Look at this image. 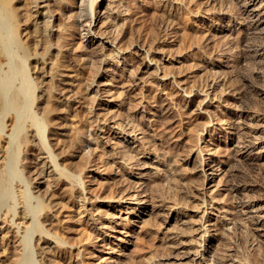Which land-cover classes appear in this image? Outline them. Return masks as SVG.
I'll list each match as a JSON object with an SVG mask.
<instances>
[{
    "label": "rangeland",
    "instance_id": "obj_1",
    "mask_svg": "<svg viewBox=\"0 0 264 264\" xmlns=\"http://www.w3.org/2000/svg\"><path fill=\"white\" fill-rule=\"evenodd\" d=\"M248 1L250 0H236L237 6H234L235 4L230 0H212L207 13H205L198 7L193 8L194 0H102L104 5L96 10L99 19L93 27V31L83 32L77 36L65 34L64 37H68L66 39L70 38L76 41L75 50L80 54L87 55V53L97 52L103 54L101 65L95 71V76L88 79L83 86L77 83L76 86H70L73 88V91L69 93L71 100L75 99L69 108L70 110L67 109L69 111L61 110L65 105L60 100L55 101L57 110H55L54 124L56 127L49 133V144L53 146V153L59 154L57 156L59 165L64 164L62 167H70L72 170L79 162L80 164L77 165L79 169H76L75 172L81 173L83 171L81 174L83 175V183L86 185L83 195L73 196L71 200L65 202L66 204H57L55 208L59 209L55 212V216H52V221L50 220L53 223L49 225L51 230L55 233L62 231L63 235L70 239V245H73L75 253L70 254V262L79 264L77 251L81 245L82 235L89 236V239L85 240L87 242L88 240H96L97 237H93L92 229L95 222L102 219L105 223L101 227V231L104 232L100 237L107 240L104 244L102 243V248L99 247L100 251H103L100 253L96 264H118L120 261L122 263L126 254H130L134 248L131 231L138 228L141 216L149 217L147 210L144 215L142 214V211L147 207V201L149 203V196L145 190L156 187L155 185L158 184L159 180L163 182L162 184H167L166 180H163V171L168 170V173H172L170 175L174 176L175 169H181L183 164L187 167L188 171L185 170L187 173L199 171L201 176V184L195 188L194 204L191 203V206L187 207H184L185 204L183 203L177 204L179 206L184 205L185 209L183 210L177 205L171 208L168 205L163 206L162 219L164 220L161 219L163 223L152 227L154 234L160 233L179 237L182 232L178 233V228L180 230L181 226L186 227L185 224L191 218L195 219L197 222L189 223L194 229L192 228L191 235L183 243L184 247L188 248L190 254L198 257L210 246V252L205 255L207 259L205 258L203 261L207 264H214L213 252L217 249L218 242L211 243L214 233L211 225L213 221L218 219L221 223L226 224L224 232L227 233L225 236L228 243L226 245L228 254H236L235 251L242 253V249L244 253L258 251L262 240H264V223L260 222L261 220L264 221V199L261 202H256L254 196L258 192L263 191L261 194L264 193V185L259 186L254 179L264 180V111H262L264 110V96L251 95V103H248V99L244 102L248 105L243 107L239 101L242 90L238 87V83L235 82L234 85L236 86L231 88L226 82L229 76L242 71L250 83L259 85L257 82L259 81L257 68L261 64L257 61L259 58L254 59V61L250 58L243 59V62L238 61V52H241L243 48L241 46L247 42L243 39L244 31L252 27L256 20L261 19L262 25L255 29L254 35H252H258L261 39L264 37V0H255V3L249 6ZM188 8H193V11L189 14L184 13L185 18L178 23L173 18V14L181 13ZM163 12H166L170 17L167 21L161 22L160 36L156 42L148 41V43L146 39H143L146 36L144 27H151L155 21H159ZM253 17L254 19H252ZM187 24L196 31L193 45L184 40ZM125 29H128L126 36L122 34ZM85 38H93V42L80 47V41ZM186 45L191 46L187 47ZM62 59L65 58L62 57ZM87 69L88 67H85L84 71ZM49 81L46 79L45 82L48 84L45 82L44 84L46 87L49 86L48 89L51 88L50 90L54 91L56 83L51 84L52 81ZM53 87L54 89H52ZM84 92L88 95L86 94L87 97L82 100L81 95L85 94ZM194 96L196 97L194 104L188 105V100ZM225 97L228 99L224 101ZM79 99L81 102H78ZM198 122L203 127H198L197 145L192 148L188 146L185 148L191 149L190 152L188 151L187 161L180 159L181 163L178 162L177 156L174 158L175 156L170 154V150H167L169 147L157 143L158 141L160 143L162 136L168 137L169 142L172 141L173 144H178L184 139L188 140L191 135L190 129ZM137 123L139 126L136 125ZM77 125L79 127L87 126L90 134L88 131L86 132L84 138H87L86 143L88 145L85 146L82 154L72 157L69 153L72 151L71 142L74 136L80 134L79 131L81 130V127L77 130ZM146 136L154 140L156 144L153 142L149 149L138 153L137 157L145 160V163L130 169L135 177L133 186L128 188L131 191L124 196L118 194L119 196L117 195L115 198L113 190L118 184L113 182V175L120 173V167L117 163L118 159L112 154L113 152L111 153L113 145H115L116 139L121 142L128 139V142L132 143L131 145L136 146L138 142H144ZM59 149H63L64 152ZM231 150L236 151L234 152L236 157L233 160V165L229 166L224 159L227 158ZM244 154L256 158V163L251 167L252 170L238 158ZM86 157L87 159H85ZM43 158L47 161L46 172L50 173L48 170L51 171L53 166L48 162L45 155ZM86 160L88 161L86 162ZM84 163L86 166L83 167ZM80 166L84 168L82 171H80ZM241 171L246 172L249 178L245 183V189L239 192L233 177L237 174L240 175ZM226 178L228 179L226 180ZM52 180L53 177L50 174L39 179L41 196L46 195V189L51 187L49 186L51 183L53 185L54 181ZM162 189L165 188L162 186ZM102 191L103 193H101ZM96 192H99L97 193L99 196ZM59 193L61 192L58 191L57 196H61ZM229 194L230 198L226 197ZM120 195H122L121 198H119ZM128 196L130 197L128 198ZM61 212H64V215ZM236 212L238 215H235ZM173 218H177L179 221H173ZM18 221L21 226H24L25 223L22 218ZM17 228L15 223L13 224L1 215L0 264H12L13 258H16L15 250L19 243ZM247 231L250 232L247 243L242 242L243 245L241 243L240 247L237 246V239L242 237L241 233H247ZM251 231H254L255 235H252ZM91 242L89 241V244ZM111 246L112 248H110ZM113 248L114 250H112ZM35 249L38 250V248ZM53 250L50 249L47 257L50 258L51 256L53 263H56L55 260L57 261L60 256L57 255L55 248ZM37 259L40 260V256H37ZM171 261L174 264H180V260L172 259Z\"/></svg>",
    "mask_w": 264,
    "mask_h": 264
},
{
    "label": "bare ground",
    "instance_id": "obj_2",
    "mask_svg": "<svg viewBox=\"0 0 264 264\" xmlns=\"http://www.w3.org/2000/svg\"><path fill=\"white\" fill-rule=\"evenodd\" d=\"M230 1L233 2V4H235L234 6H237L236 0L235 1L230 0ZM211 2L212 0H194L193 8L198 7L201 9V11L207 13L208 7L211 4ZM254 3L255 0H250L247 2L248 6ZM101 5H104L102 0H0V217L2 215L4 216V218H7L11 222H13V224L15 223L18 226L16 231H17V236H18L17 238L19 239V243L15 250L16 258L15 259L13 258L12 264H73L72 261L71 262L69 261V256H71L70 254L73 255V253H75V251H73L74 249L73 245H70L71 244V242H69L70 239L65 237L62 231L56 233L53 232L51 230V227H49V225L53 224L51 223L52 221L51 218H53L52 216H55V212L57 211V209H59L57 207L55 208L57 204L59 203L66 204L65 202L71 200L73 196H77L81 194L83 195L84 189H86L85 187L86 185L85 183H83L84 180H83V175L81 173H83L82 169H84L83 167L86 166V163H84V165L81 164L83 166V167L80 166L81 167L80 171H82L81 173L75 172L76 169H79L77 168V165L80 164L79 162L77 163L75 169L72 168V170L74 171H72L70 167H62L64 164L60 166L61 164L59 165L58 163L59 161H57V156L59 154L57 155L56 153H53V149H52L53 146L49 144V138H50L49 133L52 130H54L56 127V125L54 124L55 110H57V107L55 106V101L60 100L61 103L65 105L64 107L62 106L63 108L61 110H64V112L69 111L70 110L69 108L72 106V102L75 99L72 96L74 98L72 101L71 94H69L73 91L71 85H75L77 83L78 85L83 86L88 79L95 76L96 74L95 71L98 69V67H100L102 61L101 56L103 55L98 53L97 51H95L97 53H89V54L87 53V55L80 54L75 50L76 41L70 38L66 39L68 37H64V36H66L65 34L67 33L77 36V34L81 35L83 32L89 33L93 31L94 30L93 27H95V24L99 19V14H96V10ZM193 8H188L181 13H174L173 18H175L176 21L179 23L180 20L185 18L184 13L189 14L190 12L193 11ZM166 12H163L162 18L157 22L155 21L153 25H151V27L150 26H148L147 28L144 27L146 29L144 30V33L146 35L145 37H143L144 40L146 39L147 42L148 41L156 42V40L160 36L159 28H161L162 25L161 22L167 21L170 17ZM252 19H254V17ZM261 25H262L261 19L256 20L255 23L252 25V27H249L247 31H244L245 35L243 39L244 41L245 40L247 41L245 43L246 46L244 45L245 46L244 47L240 45L243 48L241 52H238V61H242L243 59L246 60L249 58L253 59L254 61V59L259 58L257 61L259 62V64L260 63L261 64L260 66H258V68L256 67L258 69L257 70L258 73L257 72L256 73L259 78V81H257L259 82V85L256 86V84L254 85L250 83L246 74L242 71H238V69H237L238 73L236 72L235 75L233 76L231 75V77L229 76L226 81L228 82L227 83L228 87L231 88L232 86H236L234 85L235 82L238 83V87H240L242 90L239 96V101L241 102V105H243V107L248 105L244 103L246 100L249 99L248 103H251L250 102L251 95L264 96V40H263L264 37L261 39L257 34H256L257 36H253L254 30L259 28ZM127 32L128 29H125L122 34L127 35ZM195 33H196L195 29L191 28L190 25L187 24V29L184 34L185 42L192 44L194 41ZM201 36L203 37V35ZM92 40L93 38L82 39L80 41L79 46L80 47L83 45L86 46V43L91 44L93 42ZM62 57H64L65 59L63 60ZM85 67H88L86 71H84ZM46 79H48V81L50 80L49 82L52 81L51 84L53 82L56 83L55 89L54 87L52 88L54 89V91L50 90L51 88L48 89L47 87L49 86L46 87V84H48L45 82ZM44 82L46 84H44ZM86 94L87 93L81 95V99L83 98L82 100H84V98L87 97L88 94L87 95ZM81 99H79L78 102H81L80 101ZM226 99L228 98L225 97L224 101ZM195 100H196L195 96L192 98L190 97L188 103L187 102L186 103L188 105H192L194 104ZM259 109L262 110L261 107H259ZM65 123L67 124V122ZM136 125H138V123ZM77 127L76 128L78 130L80 129L81 126L79 127V125H77ZM198 127H203V126H201V124H199L198 122L191 129L189 128L191 130V135L189 136V139L188 140L184 139L181 142L179 141L180 143L178 144L171 143L172 142L171 140H170L171 142H169L168 137H163V136L162 138H160V143L159 141L157 143L161 146L169 147L168 149L167 148L166 149L170 150L171 152L170 154L175 156L174 158H176L177 156L176 159H179L177 160L178 162L180 161V159L187 161L188 160L187 158L189 157L188 151L191 149H185V148L186 146L192 148L193 146L195 147L197 145L198 136H199ZM71 131L73 132L74 130L72 129ZM87 131L90 134L88 127L85 126V127H81V130L79 131V133L80 134L82 133V135L79 134L73 137V135L71 134L73 137L71 142L72 151L69 153L72 157L80 156V154H82V152L84 151L85 146L88 145L86 143L87 138L86 139L84 138ZM187 131L189 130L187 129ZM58 140L60 139L58 138ZM153 142L155 143L154 140L146 136L144 142L142 141L140 143L138 142V144L136 146L134 145L135 146L134 147L133 145H131L132 143L128 142V139L122 142L116 139L115 145H113L114 146L112 149L113 151L111 150V153L113 152L112 154H114L115 158L118 159L117 163H119V167H120L119 168L120 173L118 175L111 174L113 175V180H114L113 182H116V184H118L113 190L115 198L118 194H123L124 196L125 194L127 195L129 191H131L128 188L129 186L132 185V183L135 182V177L133 175L134 173L130 169H133L134 167L136 166L138 167L142 163H145L144 162L145 160L143 161V159L137 157V155L143 150L149 149L150 144L151 143L153 144ZM67 147L68 145L66 146V148ZM155 149L157 148L155 147ZM62 150L60 151L62 152ZM234 152L232 150L229 151L227 158L224 159L226 164L229 166L233 165L234 162L233 160L236 157V153ZM44 155L47 157L48 162L51 163V165L53 166L51 171L48 170V172L50 173L46 172L47 161L43 160ZM83 156L85 155L83 154ZM238 158L242 160L243 164L247 165L248 168L253 167L254 164L256 163V158L252 156H248L246 154L241 155ZM85 159H87V157ZM87 161L88 160H86V162ZM115 165L117 166V164ZM183 165L182 168L179 166L182 170L175 169L174 167L175 169L174 176H171L170 174L172 173L169 174L168 170L163 171L162 173V176L164 177L163 180L165 179L167 184H162L163 182L159 180L160 182L158 181V184L155 185L156 187H153L151 189L149 188V190L145 188L146 189L145 191L149 196V203L147 201V205H146L147 209L145 208L144 211H142V214L144 215V212H146L147 210V214H149V217L144 218V216H141L138 222V228L133 229V231H131L134 240L132 241V245L134 246V248L132 249V252L130 250L131 252L130 254L129 253L126 254L125 258H123L122 263L119 260L120 262L118 264H174V262L171 261L172 259L180 260V264H207L203 260H205L206 258L205 255L210 252L209 250L210 246L205 250L204 253L201 252L200 255L197 257L195 255L193 256V254H190L188 248L184 247L183 244L187 240L186 238H188V236L191 235L192 230L194 229L193 227H191V225H189V223L191 224L192 222L195 221V219L193 220L191 218V220L185 224L186 227L181 226L182 228L180 230L177 227L179 231L178 233L182 232V235L179 237L178 236L171 237L166 234L164 235L160 233L154 234V232L152 231L153 226H157L163 223V221H161L162 211H164L163 206L168 205L171 208L173 206L175 207L177 204L180 205V203H183L185 204V206L184 205L183 206L187 207V206H191V203L194 202L193 198H195L194 196L196 193L195 188L201 184L200 181L201 176L199 171L197 172L191 171V173H187L185 171L187 170V167L186 165L184 166ZM199 167L201 168L202 165ZM252 169L253 168H251V170ZM248 170L251 171L250 169ZM47 174H50V176L53 177L52 181L54 182L53 185H51L52 183L49 185L51 186L50 188L46 189L47 196L45 194L41 196L40 195L41 193L39 192L40 187L38 181L40 178L45 177ZM140 174H142V172H140ZM237 175L233 177V179L235 181L236 189L239 190L240 192L245 189L244 186L245 183H247L246 181L248 180L249 175L244 171L240 175L238 176ZM232 176L234 175L232 174ZM227 179L228 178H226V180ZM254 180L256 181V183L259 184V186L264 185V180L262 179H254ZM120 183L122 184L120 185ZM162 186L163 188H165L164 190L162 189ZM58 191L61 192L59 193V195L61 194V196H57ZM262 192L260 193L258 192L255 194L254 198L256 202L263 201L264 193L261 194ZM97 193L99 192H96V194ZM101 193H103V191ZM44 195L45 198L43 197ZM97 195L95 196L96 198ZM121 196L122 195H120L119 198H121ZM129 197L130 196H128V198ZM226 197L230 198V194ZM179 205H177L178 208H180L181 210L185 209L183 206H179ZM61 213L62 215H64V212ZM235 215H238V213L236 212ZM20 218L23 219L25 223L24 226L20 225V222L18 221V219ZM174 220L179 221V219L177 218L176 219L173 218V221ZM260 222H262V224L264 223V221L262 220ZM104 223H105L104 220L99 219L98 221L95 222L93 226L92 233L94 238L97 237L96 240L94 239L88 240L87 242L85 240L89 236L86 237L85 234L82 235V238L80 240L81 245L78 247V251L76 250L78 253L77 256H79V259L77 260L79 264H96L97 259L100 257V253L103 251V250L100 251L99 247L103 246L102 243L104 244V242L107 240L104 237H100L104 232L101 231V227L103 226ZM128 223L130 222L128 221ZM225 225H226L225 223L223 222L221 223L218 219L213 221L211 225L213 227V232H214L212 234L213 238L211 240V243L218 242L217 249H215V251L213 252V258L215 260V262L213 263L214 264H264V240H262L263 242H261L262 244L260 248L258 247L259 248L258 251L244 253L242 249V253H239V251L237 253V251H235L236 254H231V253H230L231 255L228 254L226 251L227 250L226 245L228 243L226 242V236H225L227 233L224 232L226 229ZM111 227L113 228V226ZM248 231L247 233H243V234L241 233L242 237L237 239V246L240 247V244L242 242L247 243L248 235L250 233V232L248 233ZM251 232L253 233L254 231ZM252 235H255V233H253ZM99 237L100 239L97 240ZM89 241H92L91 244H89ZM35 248H38V250H36ZM53 248L56 249L55 251L57 252V255L60 256V258H58L57 261L55 260L56 263H53L51 256L50 258L47 257L48 253H50V249L53 250ZM110 248H112V246ZM112 250H114V248ZM37 256L38 257L40 256V260L37 259Z\"/></svg>",
    "mask_w": 264,
    "mask_h": 264
}]
</instances>
